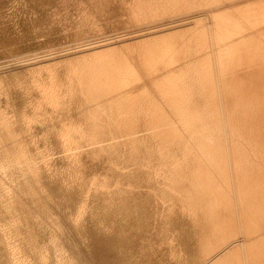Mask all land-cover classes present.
I'll return each mask as SVG.
<instances>
[{
  "label": "rangeland",
  "instance_id": "obj_1",
  "mask_svg": "<svg viewBox=\"0 0 264 264\" xmlns=\"http://www.w3.org/2000/svg\"><path fill=\"white\" fill-rule=\"evenodd\" d=\"M155 1L158 0H0V264H264L261 203H253L252 181L247 182L251 185L246 189L238 184L240 177H247L248 166L250 172L254 168L259 171L255 167L257 163L245 164L244 170L243 166L236 168L238 162L231 154L235 149H222L230 154L225 160L221 157L218 159V154L223 153L215 149H192L188 154L190 157L186 158L187 164L185 158L181 157L182 149H149L144 143L149 129L147 126L142 129V120L150 118L148 110L151 111V104H146L150 101L140 96L142 83L135 81V66L141 67L139 63H146L144 70H151L154 68L152 63L157 65L161 59L163 61L162 54L166 59L176 57V53L181 56L186 51L185 45L200 35L197 31L205 23L201 15L195 19L186 16H182L185 20L175 18L177 23L173 19L159 21L161 17L158 15L161 16L159 13H163V10L154 14L151 10L147 12ZM171 10L174 12L175 8ZM177 13L180 15V12ZM148 15L154 18V22ZM191 22L193 28L198 30L192 28ZM188 23L192 32L184 26ZM176 25L184 26L188 33L180 27V31L184 30L176 31L177 28H173ZM181 34L192 35V38L179 37ZM156 35L157 39L162 35L161 38L166 40L159 39L167 47L166 50L155 40ZM172 35H178L179 40H188V43L174 40L175 36ZM168 36L174 45L177 43L182 47L185 44L184 49L175 45L179 51L173 55L172 51L177 49L168 42L171 49L175 48L171 50V55L167 50L170 47L166 44ZM151 44L156 46L152 47ZM155 51L156 55L158 51L160 62L159 58L155 59ZM168 51L170 54L166 56ZM79 60L89 66H84V62V65L82 62L77 64ZM82 66V69L86 67L83 75H87L84 76L89 88L93 85L92 90L103 89L106 93L116 90L115 93H107L113 97L116 95V100H94L105 110L103 117L108 121V126L104 130H96L95 122L83 118L85 105L88 103L87 106L91 107L95 103L82 99L76 93L78 78L74 70L80 71ZM87 68L93 69L88 70L94 73L89 75ZM109 77L112 80L109 81ZM91 78H97L95 82H99L95 83ZM127 78L129 82L124 81ZM107 81L108 84H105ZM147 82L149 92L153 94L155 86L151 80ZM120 94L124 96H118ZM64 101L70 106L67 109ZM140 103L142 105L139 106ZM111 119L118 122L112 123ZM132 122L139 127L136 131L138 134L142 131L138 140L140 144L135 141V145H138L136 148L130 146L126 139L130 133L127 130L129 124L134 126ZM118 124H122V129ZM93 132L95 135L92 136ZM112 139L120 143L114 145ZM236 150L245 155L250 149ZM167 153L172 154L175 162L171 161V157L169 161L164 157ZM191 153L196 156L193 157ZM212 155L217 156L223 170L215 168L217 162L213 161ZM192 158L197 159L196 162ZM178 160L183 167L177 164ZM198 167H207L209 181L205 174L200 184L198 179L197 182L193 179L196 177L193 170H198ZM182 170H188L186 178L178 176ZM226 177L232 180L227 182L229 178ZM199 187L204 191L200 192ZM233 187L234 190L231 189ZM242 215H245L244 218ZM224 218L226 225L223 224ZM247 223L248 230L245 227ZM237 225L245 228L242 230L239 227L240 230ZM214 228L220 230L217 232ZM217 250H220L219 253Z\"/></svg>",
  "mask_w": 264,
  "mask_h": 264
},
{
  "label": "bare ground",
  "instance_id": "obj_2",
  "mask_svg": "<svg viewBox=\"0 0 264 264\" xmlns=\"http://www.w3.org/2000/svg\"><path fill=\"white\" fill-rule=\"evenodd\" d=\"M140 5H141V3H140ZM147 5L148 4L146 2V6ZM138 6H139V4H138ZM151 6H152L151 9H148L149 11L147 10V12H150V10H151V12H153L152 14L163 10V13H161V12L159 13V14H162V15L161 16L158 15V17H161V18H159V21H160V19L161 20L166 19V21H168V19L169 20L173 19L176 22L178 20H176L175 18L183 20L184 17L182 18V16H186L185 18H193V19H195L196 17L201 15V16H204L205 23L204 24L202 23L203 27L202 28L200 27L201 28V29H199L200 31L198 29L193 28V26H192L193 23L192 22H191V24L188 23L187 25H184L185 27L186 26L188 27V25L190 24L193 29L198 30L197 32H200V35H198V36L196 35L197 36L196 37V36H194L195 35L194 34L193 37H196V38L192 39L193 41L190 42L189 39L192 38V35L190 36L188 34L190 36L189 37L187 34H184L185 38H187V39L189 38L188 40H189L190 44L189 45L187 44L188 46L184 44L185 47H186L185 49L183 48L184 47L183 44H182V47L180 46L182 48V50L183 49L186 50V51H184V54L182 53L181 56H179V53H176V52L179 51V49H181L179 47V44H177L175 42L176 43L175 45H177L179 47V49H177V46L172 44V41L170 42V38L171 37L168 36L169 38L168 37L167 38H168L169 41H167L166 44L168 42H170L173 45V47H175L177 49V51H175V52L172 51L173 55H175L174 53L178 54L176 57L172 56L174 59H172L171 56H169V58L166 59L165 58V54H162L163 56L162 55H160V56H161V58L164 57V59H163V61L161 59V62H160V58H159L160 56L159 57L157 56L158 55V51H157V55H156V51H155L154 55L157 56V57L155 56V59L159 58L158 61L160 63L155 62V63H158L157 65L152 63V65H154L153 69H151V70L150 69H145L144 70L143 65H145L146 63L145 64L139 63V64H142V66L140 67V66L136 65L135 68H134L135 72L134 71L133 72L136 73V75H137L135 77V81L137 80V83L138 82L142 83V87L140 88V91L138 90L139 89L138 85H137V88H138L137 90L139 91L140 96L142 98H145V100H149L150 101V102H147L146 104H148V103L151 104L150 105L151 106V111L148 110V112H150V114H149L150 118H148V120H147L146 117H145L144 120H142V122L144 121L143 124H142V126H143L142 129L143 128L146 129V126L149 129L148 132L145 134V137H144L145 138L144 143L146 145H148L146 147H148V148L150 147L149 149H163V150H165V149H179V150L182 149L183 155L181 154V157L185 158L184 160H185V162L187 164H188V162H187L186 158L190 157V155H188V154H190L189 152L192 151V149L193 150L194 149H205V150L206 149L207 150L208 149L209 150L210 149H215L217 152L223 153V154H218L217 153L218 154V159H220V157H221V158H224V160L227 159L230 156V154L224 153V151L222 149H226V150L227 149H235V151H233V150L231 151V154L238 162V166L236 168H239V167L243 166V169H244V165L245 164H247V165H249L251 163L253 164V161H254L255 163H257V166H255V165L254 166L258 167L259 171L256 170V168H254V166H253L254 169H253V171L250 172V168L248 166V170L246 169L247 170V174H246L247 177L245 178L243 176V179H241V177H240V179H238V182H239L238 184H239L240 188H242V189H246V187H248V186L250 187L251 184L253 185L252 192H251V195H252L251 198H252L254 204L255 203H259V202L261 203L260 206H261L262 211H263V223H264V0H158L156 3L151 4ZM141 7H139V8H141ZM171 8H175L174 12H171L173 10V9L171 10ZM139 10L142 11V9H138V11ZM133 11H135V10H133ZM177 12H180V15ZM137 14H135V15L137 16ZM178 15L180 17H178ZM155 16H157V14L154 15L153 17L155 18ZM149 18H150V20L152 19L150 16H149ZM200 18H197V19H200ZM188 20H191V19H188ZM153 22H154V20H153ZM198 22L200 23V21H198ZM144 23H146V22L144 21ZM167 23L168 22L161 23V25L162 24H167ZM196 25H198V24H196ZM196 25L194 27H196ZM184 26L180 27L179 25H176V26H173V28L176 27L177 28V29L175 28L176 31L182 32L184 29H182L181 31L179 29L180 28H185ZM159 27H160V25H159ZM178 27H180V28L178 29ZM144 28H145V26H144ZM160 28H158V29H160ZM173 28L172 29L167 28V29L168 30H174ZM189 28H191V27H188V31L191 30L190 32H192L193 29H189ZM164 29H166V28H164ZM185 29H186V32H187V28H185ZM195 30H194V33H195ZM162 33H164V32H162ZM172 33H174V31H172ZM176 34H178V33H176ZM150 36H151V34H150ZM177 36H175V37L177 38ZM181 36H183V35L181 34L179 37H181ZM155 37H156L155 40L158 41L161 44L160 40H163L161 38L162 35L158 39H157V35ZM175 37L173 38L174 40H178V41H180L182 43H184L186 41V40H183L184 41L183 42V41L179 40L180 38L176 39ZM183 37H182V39H183ZM163 38H166V36L163 37ZM75 39H77V38H75ZM81 39H83V38H81ZM91 40H92V38H91ZM95 40H96V38H95ZM151 41H154V39L150 40V42ZM163 41H166V40H163ZM187 41H186V43H188ZM170 43H169V45H170ZM173 43H174V41H173ZM161 45L164 46L163 44H161ZM154 46H156V45H152V47H154ZM159 47H161V46L159 45ZM163 48H165V50H166L167 47L164 46ZM175 48L171 49V47H170L167 50H169L171 52V50H174ZM182 50H180V52H182ZM160 51H162V50H160ZM169 51L166 53V56H167L168 53L170 54ZM172 52H171V55H172ZM151 53H152V50H151ZM154 55L152 56L153 58H154ZM155 59H154V61H155ZM80 62H82V64H83L84 61H80L79 60L77 64H80ZM85 63L86 62H84V64ZM94 63H95V61H94ZM95 64H97V63H95ZM101 64H103V62H101ZM87 65H88V63L85 64L84 66L88 67L89 65L88 66ZM93 65L94 64H92V67H93ZM104 65H105V63H104ZM98 67H102V66L98 65ZM106 67H108V66L106 65ZM82 68H83V66L81 67V69ZM111 68L112 67L110 66V69ZM81 69H80V71H76V70H74V71L76 72V76L78 78V80L76 81L77 84H78L77 87H76L77 88V90H76L77 92L76 91L75 92L78 93L77 95L80 94L82 99H84L86 101H89V102H91L93 104V103L96 102L94 100H98V101H99V99L100 100H102V99L105 100L106 98H114L116 96L115 95L113 97V96H110L109 94H107V93H110L112 91L111 89H110L111 91L107 92V93H106V90H103V89H101L100 91H94L95 89L92 90L91 89V87L93 86L91 84L92 82H90V84L92 86L89 88L88 87L89 83L87 85V80H86V77H85L87 75L84 74L85 75L84 76L83 75V72H84L83 70L84 69H82V70ZM88 69L89 68H87V70ZM94 69L97 70V68H94ZM89 70H93V69L90 68ZM89 70H88V72H89ZM113 70H114V67H113ZM91 72H93V71H90L89 75H90ZM84 73H86V72H84ZM117 73H119V72L117 71ZM120 74H121V71H120ZM148 74L150 75V77H149ZM100 75H101V73H100ZM115 75H116V73H115ZM131 75H130V77H131ZM104 76H103V78H104ZM107 76H112V75H108L107 74ZM122 77L123 76H121L120 78L122 79ZM125 77H126V75H125ZM73 79L71 78V80H73ZM91 79H92V81L95 82V80L97 78H91ZM110 79L112 80V78L109 77V81H110ZM101 80L103 81L104 79H101ZM118 80H120V79H118ZM126 80H128V78L125 79L124 81H126ZM129 80H128V82H129ZM150 80H151L153 86H155V89H156L155 90L152 87L153 88V94H152V91L149 92V89H148V82L147 81H150ZM104 81H106V80H104ZM117 81H116V83H117ZM76 82H75V84H76ZM98 82H99V80L97 82H95V83H98ZM133 83H135V82H133ZM133 83H132V85H133ZM99 84H101V82ZM105 84H108V81L105 82ZM70 85H71V83H70ZM72 85H74V84H72ZM109 85H107V87ZM99 86H101V85H98L97 87H99ZM74 87L75 86H73V89H74ZM119 87H121V86H119ZM123 87H124V85H123ZM93 88H94V86H93ZM68 89H69V87H68ZM119 90H120V88H119ZM122 90H123V88H122ZM122 90H121V92H122ZM113 91L112 92L115 93L116 90L113 89ZM123 91H125V88H124ZM129 91H130V89H129ZM154 91H155V93H154ZM119 93L120 92H118V94ZM136 93H138V92H136ZM118 96H122V95L120 94ZM134 97H135V94H134ZM137 97H139V95ZM139 98L137 99V101L139 100ZM64 102H66V101H64ZM139 102H137V103H139ZM96 104L97 103H95L91 107L87 106L88 103L85 105L86 108H85V110L83 112V118L84 119H89V120H92L93 122H95L96 124H94V126H95L96 130H99V129H103L104 130V128H106L108 126V124H107L108 121L103 117L104 116L103 114L105 113V110H104L103 106L96 105ZM65 105H66V109L68 107H70V106H68V103L65 104ZM140 105H142V104L140 103L139 106ZM137 106H138V104H137ZM168 107H171V109H168ZM63 108H61V110ZM130 108H132V107H130ZM134 109H136V107ZM137 109L139 110V108H137ZM142 110L144 111V109H142ZM143 111H142V113H143ZM58 112H60V111H58ZM134 112H136V111H134ZM67 113H69V110H68ZM79 113H81V112H79ZM62 115H63V113H62ZM65 116L66 115H64V117ZM147 116H148V114H147ZM129 119H131L130 116H129ZM111 120H113L112 123H115L116 121L118 122V120H116V119H111ZM126 120H128V119H126ZM121 121H123V120L121 119ZM121 121H120V123H122ZM133 121H135V120H133ZM134 123H136V122H134ZM132 124H133V122H132ZM121 125L118 124L119 129H122L123 126H121ZM92 126H93V124H92ZM93 129H94V127H93ZM138 129H139V127H136V125L130 126V124H129L127 130L130 131V133L127 134L128 135L127 137L123 135L124 137H126L127 141L129 142V145L132 146V147H135V146L138 147V145H135V141L139 140V136L142 133V131H139L141 133L138 134L136 132ZM96 130H95V132H96ZM100 132L102 133V131H100ZM145 132L143 131V133H145ZM91 135L92 136L95 135L94 132ZM96 135H97V133H96ZM118 136L120 137V135H118ZM118 136H117V138H118ZM143 136H142V138H143ZM98 138H99V133H98ZM103 138H105V137H103ZM120 138L122 140H125L122 136ZM92 141H95V140H92ZM112 141H113L114 145L117 142V140L115 141V139L114 140L112 139ZM121 142H124V141H121ZM117 143H120V142L118 141ZM141 143H142V146L145 145V144L143 145V142H141ZM106 144L108 146V143H106ZM139 144H140V142H139ZM104 145H105V143H104ZM125 146H126V144H125ZM132 147H131V149H132ZM236 149H244V150L245 149H250V150H249V153L247 152L248 154L244 155L241 151H238ZM149 151H151V150H149ZM149 151H147V152H149ZM160 151L162 152V150H160ZM245 151H247V150H245ZM228 152H230V151H228ZM170 154L167 153V155L165 154L166 156L164 155V157L167 158V160H168V158L171 157V161H172L173 160L172 159V154L171 155ZM191 154L193 155L194 153H191ZM199 154H201V153H199ZM203 154H204V151H203ZM215 154L216 153H214V155ZM145 155H144V157H145ZM214 155H212L213 156V161L217 162V159H216L217 156H214ZM195 156L196 155H193V157H195ZM164 157L162 156V158H164ZM174 157L176 158V156H174ZM197 157H199V156H197ZM209 158H211V156ZM150 159H152V158H150ZM178 159L180 161H182L180 158H178ZM197 159H195V160H197ZM158 160H156V161H158ZM176 160H177V158H176ZM179 160L176 161V162H177V164H179V166H182V164H184V161H182L183 163L181 164V162L179 163ZM229 160L231 161L232 159H229ZM213 161H212V163H213ZM198 162L200 163V161H198ZM191 163H193V162H191ZM197 163H196V166L198 165ZM202 163H204L203 160H202ZM202 163H200V164H202ZM218 163L219 162H217V164L215 165V168H217L218 170H223L224 168H222L220 166V164H218ZM145 164H146V162H145ZM170 164H171V162H170ZM187 164H185V165H187ZM231 164H229V165H231ZM233 165H234V163H233ZM205 166H206V164H205ZM226 166H228V165H226ZM184 167H186V166H184ZM188 167H189V165H187V168ZM193 168H194V166H193ZM206 168L202 167V168H199L198 170H193V174L196 177L193 178L191 176V178L196 179V182H197V179H198L199 180V184H200V181L203 179V177H204L203 175L204 174H205V177H208V178L210 177L209 173H208V170ZM190 169H191V167H190ZM231 170H232V168H231ZM152 171H151V173H152ZM238 172H237V174H238ZM179 174H178V176L184 178L188 174V170H186V171L182 170ZM228 175L230 177L231 174L229 173ZM226 176H227V174H226ZM180 177H178V178H180ZM229 177H226V178H229ZM183 178H182V181H183ZM212 178H213V176H212ZM230 178L228 180L227 179H225V180H227V182H230V180H232ZM209 180H210V178L208 179V181ZM236 180H237V178H236ZM250 181H252L251 184L250 183L247 184V182H250ZM192 182H195V180H193ZM233 182H234L233 185H235V181H233ZM233 182H231V183H233ZM191 184L193 185V183H191ZM201 185H203V184H201ZM171 188H174V186L173 187L171 186ZM199 188H201V187H199ZM192 189H193V187H192ZM219 189H221V188H219ZM231 189L234 190V187L231 188ZM199 190H202V188L199 189ZM233 190H231V192H233ZM193 191H195V190H193ZM203 191L204 190H202L200 192H203ZM242 191H247V190H242ZM248 192H250V191H248ZM213 193H214V190H213ZM241 193H243V192H241ZM201 194H203V193H201ZM195 196H196V193H195ZM202 197H204V196H202ZM226 197L228 198V196H226ZM196 199H198V198H196ZM203 200L204 199H202V201ZM243 202H244V204L247 203L245 200ZM244 204H243V206H244ZM260 206H258V207H260ZM237 209H235V210H237ZM213 210H212V213H213ZM243 210H244V208H243ZM258 210H260V208ZM204 213H206V212H204ZM207 214H208V212H207ZM244 216H243V218H244ZM238 220H239V218H238ZM243 220H245V219H243ZM195 221H196V219H195ZM223 221H224L223 224L226 225L225 218H224ZM249 222H250V220H249ZM238 223H239V221H238ZM248 223L245 224V227H246V225H249ZM223 224H222V226H223ZM230 225L232 226V224H230ZM230 225H229V228H230ZM216 226H217V224H216ZM237 227H238V225H237ZM239 227H241V226L239 225ZM239 227H238V229L241 230L242 227L241 228H239ZM245 227H243L242 230ZM250 227H248V228H250ZM232 228L233 227H231V229ZM214 229H216V228H214ZM246 229H247V227H246ZM219 230L220 229L218 228L217 232ZM236 231H237V229H236ZM249 231H250V229H249ZM212 233H214V232H212ZM232 233H234V231ZM239 234H240V236H243V237L245 236L244 234L243 235H241V233H239ZM232 236H234V235H232ZM240 239H241V237H240ZM221 240H222V238H221ZM204 242H202V243H204ZM242 242H240V243H242ZM206 243L207 242H205V244ZM259 243H260V241H259ZM211 244L209 245V247L211 246ZM202 245H204V244H202ZM205 247H206V245H205ZM233 247H235V245ZM241 247H243V245ZM241 247H239V248H241ZM237 248H236V250H237ZM254 248H255V246H254ZM211 249H212V247L210 248V250ZM217 249H219V248H217ZM210 250L207 249V251H210ZM203 251H204V249H203ZM219 251H218V253H219ZM238 251H240V250L238 249ZM248 253H252V252H248ZM238 254H240V253H238ZM257 254H259V253H257ZM231 256H233V255H231ZM250 256H253V255H250ZM236 257L237 256H235V258ZM262 257H264V256H262ZM245 258H246V256H245ZM256 258H258V257H256ZM250 259L251 258H249V260ZM217 261L219 262V260H217ZM246 261H248V260H246ZM250 261L252 262L253 260H250ZM258 262H259V259H258Z\"/></svg>",
  "mask_w": 264,
  "mask_h": 264
}]
</instances>
